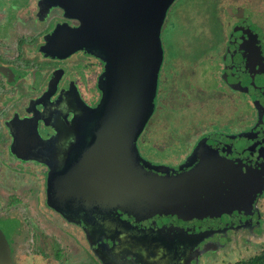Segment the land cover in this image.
I'll use <instances>...</instances> for the list:
<instances>
[{
	"label": "flooded vegetation",
	"instance_id": "obj_1",
	"mask_svg": "<svg viewBox=\"0 0 264 264\" xmlns=\"http://www.w3.org/2000/svg\"><path fill=\"white\" fill-rule=\"evenodd\" d=\"M58 2L0 0V236L10 264H264V0H174L163 18L139 155L161 176L200 168L223 184L220 197L234 191L225 185L240 182L245 196L259 185L247 215L167 238L113 237L91 221L96 210L47 203L49 169L79 165L93 146L75 119L99 103L106 70L86 48L65 49L81 20ZM142 146L165 156L152 161ZM22 199L40 203L48 228L18 216Z\"/></svg>",
	"mask_w": 264,
	"mask_h": 264
},
{
	"label": "water",
	"instance_id": "obj_2",
	"mask_svg": "<svg viewBox=\"0 0 264 264\" xmlns=\"http://www.w3.org/2000/svg\"><path fill=\"white\" fill-rule=\"evenodd\" d=\"M58 1L81 20L65 49L86 48L103 58L106 70L99 103L75 119L80 135L85 137L87 130L93 146L79 165L66 162L49 169L48 205L58 210L56 201L61 202V212L73 208L72 203L96 210L100 215L92 214L91 221L113 237H131L127 231L135 229L159 231L166 238L185 236L232 217L235 210L247 215L259 185L245 196L238 181L225 185L234 191L220 197L223 184L205 180L200 168L161 176L155 169H163L147 165L137 150L162 57L161 25L174 0ZM73 149L71 145L67 160ZM0 264H10L1 236Z\"/></svg>",
	"mask_w": 264,
	"mask_h": 264
},
{
	"label": "rangeland",
	"instance_id": "obj_3",
	"mask_svg": "<svg viewBox=\"0 0 264 264\" xmlns=\"http://www.w3.org/2000/svg\"><path fill=\"white\" fill-rule=\"evenodd\" d=\"M140 152H141L142 155H144L146 158H148V159H150L152 161L153 160L154 161H160V160L153 159L154 156L155 157H164L165 156V154L161 153V151H157L155 149L148 148V147L144 148L143 146H142V148H140ZM18 176H20V174H18ZM20 179L22 181H27L28 180L27 175H25V174H22ZM18 182H19V180H18ZM34 182L37 183L36 180L34 179V177H32L31 183L34 184ZM16 194L18 195L17 190H16ZM35 201L36 200H34V199H32V200L28 199L27 200V205L25 206L26 200L22 199L20 201V203L15 206V210H16V212H17L19 217L22 216V219H23V217L27 218V216H30L32 218L31 221L33 222V223H31V230H34L35 232H37L38 229H36V227L48 228L49 225L43 219L44 216L41 215V212H44L43 208H41L40 203L38 204ZM38 209L41 212H39ZM24 210L27 211L28 213L27 214L23 213ZM45 217H46V215H45ZM27 223L23 222V227L28 230ZM53 225H55V222L53 223Z\"/></svg>",
	"mask_w": 264,
	"mask_h": 264
}]
</instances>
